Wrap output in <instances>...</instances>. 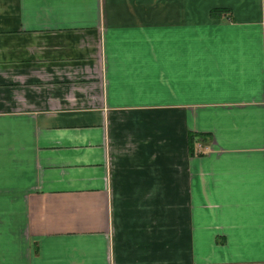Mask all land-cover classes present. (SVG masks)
<instances>
[{
  "label": "crops",
  "instance_id": "crops-1",
  "mask_svg": "<svg viewBox=\"0 0 264 264\" xmlns=\"http://www.w3.org/2000/svg\"><path fill=\"white\" fill-rule=\"evenodd\" d=\"M0 264H264V0H0Z\"/></svg>",
  "mask_w": 264,
  "mask_h": 264
}]
</instances>
